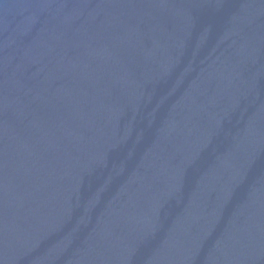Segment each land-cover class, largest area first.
Returning a JSON list of instances; mask_svg holds the SVG:
<instances>
[{
  "label": "water",
  "instance_id": "water-1",
  "mask_svg": "<svg viewBox=\"0 0 264 264\" xmlns=\"http://www.w3.org/2000/svg\"><path fill=\"white\" fill-rule=\"evenodd\" d=\"M0 264H264V0H0Z\"/></svg>",
  "mask_w": 264,
  "mask_h": 264
}]
</instances>
